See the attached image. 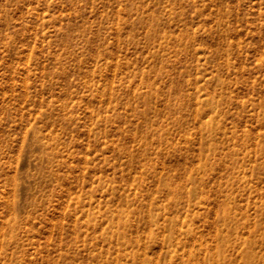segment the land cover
Segmentation results:
<instances>
[{
  "label": "rangeland",
  "instance_id": "1",
  "mask_svg": "<svg viewBox=\"0 0 264 264\" xmlns=\"http://www.w3.org/2000/svg\"><path fill=\"white\" fill-rule=\"evenodd\" d=\"M0 264H264V0H0Z\"/></svg>",
  "mask_w": 264,
  "mask_h": 264
}]
</instances>
